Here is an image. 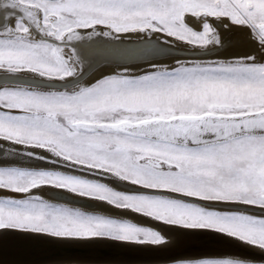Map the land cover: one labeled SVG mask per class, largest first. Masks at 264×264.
<instances>
[{"label":"snow or ice","instance_id":"obj_1","mask_svg":"<svg viewBox=\"0 0 264 264\" xmlns=\"http://www.w3.org/2000/svg\"><path fill=\"white\" fill-rule=\"evenodd\" d=\"M212 21L250 50L181 59L231 43ZM144 220L249 250L172 264H264V0H0V231L166 245Z\"/></svg>","mask_w":264,"mask_h":264},{"label":"bare ground","instance_id":"obj_2","mask_svg":"<svg viewBox=\"0 0 264 264\" xmlns=\"http://www.w3.org/2000/svg\"><path fill=\"white\" fill-rule=\"evenodd\" d=\"M212 22H213L214 27L217 28L218 34L221 40L224 41L225 39H228L231 41V43L225 47H219L215 44H212L208 46V49L205 52L200 53L199 50H195L197 55L196 54L191 55V56L189 55V57H183V59L185 58L186 59L187 58H192V59L209 58V59H221L222 60V59L231 57L239 53L238 51L234 50L235 47H237L238 49V47L240 48L241 44L248 43L245 39L246 30L244 29L238 30V29H235L234 26L230 28H225L223 25L227 23V21H221L219 23L215 21H212ZM236 30H238L237 32L239 33L235 34ZM132 39H135V38L133 37ZM235 41H237L236 44L234 43ZM108 43L110 42L105 41L104 38L102 37L98 38L97 41L76 42L75 49L81 55V57L84 58V63L82 66L77 68V72L78 73L81 71L88 72L90 68L97 67L98 70L92 72L91 74L92 76L93 74L97 73L99 70L110 69L108 67H99V64L104 61L105 57H111L112 55V50L107 48L106 46ZM70 53H71V49H65V55H70ZM188 54H191V53H188ZM87 76L85 77V79L90 77L89 75ZM44 198L50 199L52 202H67L66 198L58 197V194L55 193L54 191H46ZM69 199H73L78 202H81L80 198L69 197ZM82 203L94 204L95 202L85 200V201H82ZM126 215L131 216L132 214L128 213ZM134 219H140V218L134 217ZM142 222L145 225H149L153 227L155 230L161 231V234L165 237L168 243L166 245L159 246V247H151V246H139V247H144L147 249H172V248L184 245L185 243H189L181 251H179L184 254L189 253L187 255H193L190 253L198 254L199 252L208 251V250H209L208 252H211L212 251L211 249L220 248V247L221 248L229 247V246H232L238 249L242 248V249L248 250L244 247L236 245L232 241H228L225 239L212 238L205 234H185V233L180 232L178 229H165L162 225L155 223V222H151L147 220H144ZM213 240H219L218 242L220 243L214 242ZM54 243H55L54 241H49L46 238H42V237H36V236L23 234L19 232L0 231V264H29L28 262H33L37 264L39 262L42 263V262L49 261L53 258L92 260V259H97V257L101 258L102 256L106 257L107 255L112 254L105 250V249L111 248L110 246H107V248H105V246L102 247V246H98L94 244H97V243L126 244V243H118V242H112V241H107V240H96V241H89V242H65L69 244H78L79 246H76V245L75 246L73 245L63 246V245L54 244ZM82 244L88 245V246H80ZM126 245H132V244H126ZM175 254L176 252H173L172 256ZM36 256L44 258L46 259V261H44L43 259L38 260ZM34 258H36L38 261H35ZM164 262H167V261H164ZM80 264H86V263L80 262Z\"/></svg>","mask_w":264,"mask_h":264},{"label":"water","instance_id":"obj_3","mask_svg":"<svg viewBox=\"0 0 264 264\" xmlns=\"http://www.w3.org/2000/svg\"><path fill=\"white\" fill-rule=\"evenodd\" d=\"M185 55H190V54H188V53L182 54L180 58L183 59V57H186ZM187 59H189V60H204V61L221 60V59H209V58H203V59L187 58ZM107 71H110V69L99 70L97 73L93 74L92 76L89 75L90 76L89 78L82 80L81 83L87 84L91 81H94L95 79H97L102 74V72H107ZM44 241H45V239H44ZM54 242H55L54 244H59V245H63V246H67V245L79 246L78 244H69V243L59 242V241H54ZM188 244L189 243H185L184 245H181V246H178V247H175L172 249H147L144 247H139V246H134V245H126V244H117V243L100 244V243H97L94 245H98V246H102V247L105 246V248H107V246H110L111 247V248H109L110 250L109 249H105V250L107 252L112 253V254L107 255L106 257H104V256H102L101 258L97 257V259H92V260H79V259H58V260L65 261V262L78 261V262H85L86 264H152V263H158V262H164V261H171L170 256H172V253L176 252V254H177L179 251H181ZM223 245H225V244H223ZM80 246H88V245L82 244ZM91 246H93V245H91ZM225 252H228V251H225ZM187 254H189V253H187ZM190 254H194V253H190ZM235 254L248 255L242 251H237ZM36 257L38 258V260L43 259L44 261H46V259H44V258H41L39 256H36ZM34 259H35V261H38L36 258H34ZM49 261L42 262V263L39 262L37 264H48ZM28 263L29 264H36L33 262H28Z\"/></svg>","mask_w":264,"mask_h":264},{"label":"rangeland","instance_id":"obj_4","mask_svg":"<svg viewBox=\"0 0 264 264\" xmlns=\"http://www.w3.org/2000/svg\"><path fill=\"white\" fill-rule=\"evenodd\" d=\"M211 19V18H210ZM234 28L235 29H238V30H240V28H237V27H235L234 26ZM233 28V29H234ZM238 30H236V32H235V34H237V33H239V32H237ZM237 40V39H236ZM235 44L237 43V41H235L234 42ZM249 44L247 43V44H241V46H240V48L238 47V49H237V47H235L234 48V50H236V51H238V52H242V51H247V50H250V45L248 46ZM246 46V47H245ZM214 53V52H213ZM191 55H194V54H190V56ZM197 55V54H196ZM186 57H189V55H185ZM214 242H218L219 240H213ZM218 243H220V242H218ZM223 243H225V242H223ZM232 246H229V247H220V248H214V249H211L212 251L211 252H225V251H228V252H232V253H236L237 251H242V252H245L246 254H249V251L248 250H245V249H242V248H235V247H232ZM237 250V251H236ZM209 251V250H208ZM208 251H202V252H199V253H203V252H208ZM152 264H156V263H152ZM157 264H172V260L171 261H167V262H164V263H162V262H159V263H157Z\"/></svg>","mask_w":264,"mask_h":264}]
</instances>
